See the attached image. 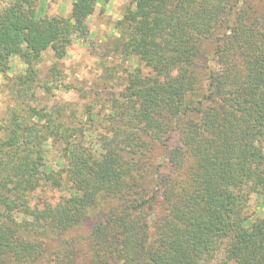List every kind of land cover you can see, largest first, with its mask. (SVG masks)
I'll return each instance as SVG.
<instances>
[{"label":"trees","instance_id":"16d2710c","mask_svg":"<svg viewBox=\"0 0 264 264\" xmlns=\"http://www.w3.org/2000/svg\"><path fill=\"white\" fill-rule=\"evenodd\" d=\"M44 1L0 0V75L13 58L25 65L19 99L44 53L65 59L109 0H76L67 17L43 16ZM117 29L122 53L150 73L134 70L105 97V115L37 112L39 134L13 114L0 148V264L37 263L91 221L92 264H264V217L245 214L254 197L264 211V0H130ZM51 141L63 144L59 170ZM157 148L166 167L152 162ZM46 186L69 194L32 204ZM61 252L56 264H79L75 246Z\"/></svg>","mask_w":264,"mask_h":264},{"label":"rangeland","instance_id":"374dc122","mask_svg":"<svg viewBox=\"0 0 264 264\" xmlns=\"http://www.w3.org/2000/svg\"><path fill=\"white\" fill-rule=\"evenodd\" d=\"M75 1L45 0L42 6L43 16L67 17L71 14ZM112 4L113 0L98 2L93 15L88 18V36L83 40H75L65 59L58 62L52 51L44 53L42 62L37 66L36 81L23 99L17 96L21 88L17 90L13 83L26 67L18 58L12 59V69L0 75V148L9 137L8 130L13 123V114L25 112L28 118H34L28 121L39 134L46 120H38L40 117L35 115L37 112L42 113L45 118L51 115L57 120L70 121L72 114H77L79 120L82 115L87 116L92 108L102 117L107 112L105 97L121 92L127 77L134 70H140L144 75L150 73V69L144 64L138 65L135 59L126 57L118 46L121 30L117 29V22L123 18L130 6V0H116L115 7L110 11L109 6ZM212 51V46L208 45L205 52L210 58ZM11 87L17 92H12ZM83 122L89 123L87 117ZM95 129H99L98 124ZM87 139L92 141L89 137ZM51 142L47 146V164L52 169L59 170L64 165L61 158L63 144ZM165 154L164 148H157L153 164L166 167ZM68 194L65 189L46 186L32 194L31 203L40 207L55 206ZM256 199L254 197L250 201V207L245 211L252 220L264 217V211L257 206ZM158 214L157 208L155 217ZM94 225L91 221L66 232L60 241L49 243L47 255L33 264H56L55 256L70 246L78 249L79 264H92L90 237Z\"/></svg>","mask_w":264,"mask_h":264},{"label":"clouds","instance_id":"9594fccd","mask_svg":"<svg viewBox=\"0 0 264 264\" xmlns=\"http://www.w3.org/2000/svg\"><path fill=\"white\" fill-rule=\"evenodd\" d=\"M116 0H113V4L109 6V10L111 11L112 7H115Z\"/></svg>","mask_w":264,"mask_h":264}]
</instances>
